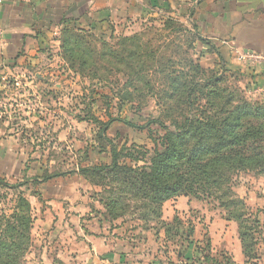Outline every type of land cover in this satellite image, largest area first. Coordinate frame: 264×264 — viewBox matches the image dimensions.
Returning a JSON list of instances; mask_svg holds the SVG:
<instances>
[{"label": "rangeland", "instance_id": "374dc122", "mask_svg": "<svg viewBox=\"0 0 264 264\" xmlns=\"http://www.w3.org/2000/svg\"><path fill=\"white\" fill-rule=\"evenodd\" d=\"M54 36L0 92V120L26 155L14 175L0 174L16 186L0 185V209L10 213L23 192L33 216L42 213L40 184L52 179L60 178L64 194L60 237L32 230L22 264H264V170L231 175L237 210L221 192L217 199L174 195L159 210L140 180L125 179L130 172L105 169L115 146L123 166L148 169L165 135L203 110L219 114L230 102L231 111L250 105L262 112L264 83L203 65L194 35L174 18L150 17L111 35L68 29ZM16 77L32 83L11 86ZM254 115L242 119L245 126L264 125V113Z\"/></svg>", "mask_w": 264, "mask_h": 264}, {"label": "crops", "instance_id": "0c3cea01", "mask_svg": "<svg viewBox=\"0 0 264 264\" xmlns=\"http://www.w3.org/2000/svg\"><path fill=\"white\" fill-rule=\"evenodd\" d=\"M150 17L184 23L194 35L206 67L219 64L238 69L264 83V59L237 57L247 51L264 56V0H6L0 4L5 38L0 54V92L7 88L9 76L31 68L65 22L95 34L111 35L118 27ZM21 82L24 86L32 83L19 82L16 77L10 85L19 86ZM11 132L10 126L0 120V174L14 175V166L26 161ZM40 192L45 207L35 215L33 234L51 230L52 235L60 237V198L64 195L60 193V178L41 183ZM39 203L36 199L33 206Z\"/></svg>", "mask_w": 264, "mask_h": 264}, {"label": "trees", "instance_id": "16d2710c", "mask_svg": "<svg viewBox=\"0 0 264 264\" xmlns=\"http://www.w3.org/2000/svg\"><path fill=\"white\" fill-rule=\"evenodd\" d=\"M68 29L95 34L91 29L71 26L69 22H65L62 32ZM209 106L213 108L219 105L210 102ZM230 107L231 103L226 102L219 109L222 117L216 113L210 114L208 109L199 115L192 114L187 117L183 129H176L165 135L164 149L155 150L148 169L128 164L123 166L116 146L112 150V164L105 169L115 172L122 168V173L130 172L125 179L131 180L132 185L140 180L142 192L148 193L151 202L157 206L174 195L217 199L221 192L224 197H230L228 206H234L237 210L240 202L231 197V188L227 186L232 182L231 175L237 170H264V125L245 126L242 119L252 115V112L254 116H260L264 110L261 112L260 109L244 105L240 107V112L231 111ZM85 170L82 169L83 172ZM0 185L9 189L16 187L1 177ZM140 192L141 189L138 190ZM14 202L10 213L0 209V264H22L32 244L35 217L32 214L31 201L20 192ZM232 216L241 219L245 215L238 213ZM179 220L176 218V222ZM165 224L170 234V223ZM243 242L245 245L244 238ZM205 258L208 259L209 256ZM54 263L65 264L59 259Z\"/></svg>", "mask_w": 264, "mask_h": 264}, {"label": "built area", "instance_id": "2783aa9c", "mask_svg": "<svg viewBox=\"0 0 264 264\" xmlns=\"http://www.w3.org/2000/svg\"><path fill=\"white\" fill-rule=\"evenodd\" d=\"M6 0H0V4L3 3ZM5 46V38H4V29L0 25V54L2 53L3 49ZM239 59H255V60H260L264 59V56L257 55L251 52H244V53H238Z\"/></svg>", "mask_w": 264, "mask_h": 264}]
</instances>
